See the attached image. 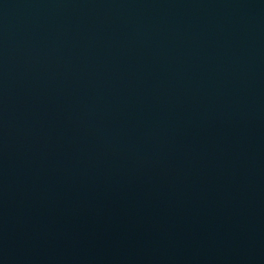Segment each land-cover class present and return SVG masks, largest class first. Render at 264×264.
<instances>
[{
	"label": "water",
	"instance_id": "water-1",
	"mask_svg": "<svg viewBox=\"0 0 264 264\" xmlns=\"http://www.w3.org/2000/svg\"><path fill=\"white\" fill-rule=\"evenodd\" d=\"M0 264H264V0H0Z\"/></svg>",
	"mask_w": 264,
	"mask_h": 264
}]
</instances>
